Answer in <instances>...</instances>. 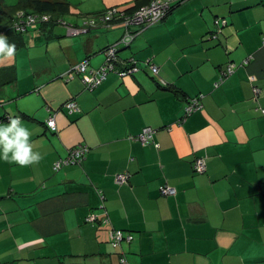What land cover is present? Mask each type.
Here are the masks:
<instances>
[{"label": "crops", "instance_id": "0c3cea01", "mask_svg": "<svg viewBox=\"0 0 264 264\" xmlns=\"http://www.w3.org/2000/svg\"><path fill=\"white\" fill-rule=\"evenodd\" d=\"M58 1L69 19L8 39L15 59L0 64L13 77L0 117L20 116L43 155L29 167L0 161V264H264V0L182 1L117 45L116 69L133 60L136 71L91 88L83 79L124 28L84 22L149 0ZM83 61L85 72L71 69ZM194 98L200 107L186 114ZM145 127L149 140L135 139ZM78 146L80 163L53 169ZM198 157L203 173L192 169ZM115 230L131 239L113 245Z\"/></svg>", "mask_w": 264, "mask_h": 264}, {"label": "built area", "instance_id": "2783aa9c", "mask_svg": "<svg viewBox=\"0 0 264 264\" xmlns=\"http://www.w3.org/2000/svg\"><path fill=\"white\" fill-rule=\"evenodd\" d=\"M173 0H150L149 3L144 4L130 13H126L123 10L118 9L117 7H109L105 12L104 15L100 17V20L103 23H112V22H119L121 23L122 27L124 28L122 35L120 36L118 42L116 41L109 47H107L103 54L105 60L103 63L94 71L91 70L93 75L89 80L83 79L85 84L88 88L97 85L101 80L104 79L106 74L111 71L117 72L119 75L123 76L127 73L132 71H136L138 69L136 61H130L131 66L117 70L115 68L116 63H120V59L118 58V44L122 46H128L130 42L134 39V37L140 33L146 27L152 26L160 21H162L170 12L171 10V2ZM49 20L48 14H36V13H25L23 10H18L15 13L14 20L12 25L16 30L25 31L28 28H35L38 22H46ZM94 24L93 20L87 22V24ZM69 32L76 34L78 32L77 29L70 28ZM150 69L153 73H157V66L150 64ZM71 69H74L80 73L85 72L87 69V61L79 62L78 64L72 66ZM70 69V70H71ZM231 72V67H227L224 75H227ZM253 91L255 96L259 94L260 89L257 86H253ZM68 111L77 110V104L74 101H68L64 105ZM200 107V103L198 98H194L190 100L187 105L185 106V113L190 114L191 112L197 110ZM264 112V109L262 110ZM46 126L54 130L56 128L55 118L53 115H50L46 119ZM152 129L150 127L143 128L142 132L136 135L134 138L142 141L147 142L151 136ZM87 151L86 147H74L70 149L68 155L64 158H61L54 162L53 168L54 170L59 169L60 167L68 164H77L80 163L83 159L85 152ZM194 170L197 173H203L205 171V162L203 158H197L194 163ZM122 181L125 179V175H120ZM159 191L162 194H173L174 189L167 185L159 186ZM92 219L95 218V215L91 216ZM130 240L131 234L130 233H123L120 230H115L112 233V244L119 245L122 240ZM119 264H129L124 257H119Z\"/></svg>", "mask_w": 264, "mask_h": 264}, {"label": "clouds", "instance_id": "9594fccd", "mask_svg": "<svg viewBox=\"0 0 264 264\" xmlns=\"http://www.w3.org/2000/svg\"><path fill=\"white\" fill-rule=\"evenodd\" d=\"M16 44L0 34V64L15 59ZM31 131L25 127L20 116L9 117L7 123H0V161L19 167L37 165L43 159L39 151H34Z\"/></svg>", "mask_w": 264, "mask_h": 264}, {"label": "trees", "instance_id": "16d2710c", "mask_svg": "<svg viewBox=\"0 0 264 264\" xmlns=\"http://www.w3.org/2000/svg\"><path fill=\"white\" fill-rule=\"evenodd\" d=\"M182 1H184V0H173L171 2V10H170V12L172 11V9L175 6L180 4ZM149 2H150V0H149ZM118 9H120V8H118ZM18 10H23L25 13L31 12V13H36V14H43V13L48 14L49 15V20L46 21V22H38L36 27H35V28H43L44 25H46V24L49 25V24H53V23L57 22V20H59L58 18H60V16L64 15L67 12V4L65 2H63V1H58V0H18V2L15 5H6L3 0H0V14L2 16H4V18L5 17L7 18V21H6L7 27L4 28V31H5L6 35L8 37H10V38L7 37L8 39L16 37L17 40H20L21 38L19 39L17 36L21 35L24 32V31L16 30L14 28V26L12 25L15 13ZM106 10L107 9L102 10L101 12L97 13L96 15H94L95 17L91 16V17L87 18V20L84 22V26L87 27V30L91 31L93 29L100 28V26H102V25L103 26H107L108 23H103L100 20V17L102 15H104V12ZM120 10H122V9H120ZM90 20H93V22H95V23L94 24H91V23L87 24V22L90 21ZM216 20H218V19H216ZM112 44L113 43H111V44L107 45L106 47H104L102 49V53L104 52V50L107 47H109ZM104 60H105V57H104ZM117 65H118V63L115 64V68L117 67ZM130 66L131 65H129V67ZM9 68L10 67H7V66H0V88L2 86H4V84L13 81V79H12L13 77L11 76V74L7 73L6 70H5V69H9ZM124 68L125 67H123V69ZM120 70H122V69H120ZM256 96H258V95H256ZM0 105H2V101L1 100H0ZM9 117H10L9 115H2L0 117V121L8 120ZM196 159L197 158H195L193 160V162H192V169H193L194 172H195L194 163H195ZM195 173H197V172H195Z\"/></svg>", "mask_w": 264, "mask_h": 264}, {"label": "rangeland", "instance_id": "374dc122", "mask_svg": "<svg viewBox=\"0 0 264 264\" xmlns=\"http://www.w3.org/2000/svg\"><path fill=\"white\" fill-rule=\"evenodd\" d=\"M14 0H5V2L6 3H8V4H10L11 2H13ZM0 17H1V15H0ZM65 19H69V15H64L63 16ZM93 17H95V16H93Z\"/></svg>", "mask_w": 264, "mask_h": 264}]
</instances>
